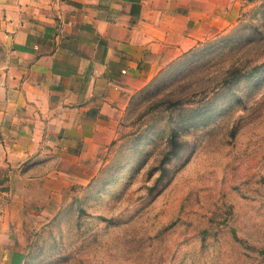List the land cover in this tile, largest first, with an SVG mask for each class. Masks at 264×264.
I'll return each mask as SVG.
<instances>
[{
	"label": "rangeland",
	"instance_id": "1",
	"mask_svg": "<svg viewBox=\"0 0 264 264\" xmlns=\"http://www.w3.org/2000/svg\"><path fill=\"white\" fill-rule=\"evenodd\" d=\"M207 6L205 36L124 98L95 172L37 207L22 264H264V0Z\"/></svg>",
	"mask_w": 264,
	"mask_h": 264
},
{
	"label": "crops",
	"instance_id": "2",
	"mask_svg": "<svg viewBox=\"0 0 264 264\" xmlns=\"http://www.w3.org/2000/svg\"><path fill=\"white\" fill-rule=\"evenodd\" d=\"M207 3L0 0V184L11 198L0 212V264H22L37 207L95 172L124 98L205 36Z\"/></svg>",
	"mask_w": 264,
	"mask_h": 264
}]
</instances>
